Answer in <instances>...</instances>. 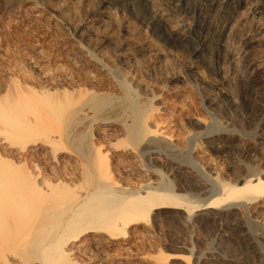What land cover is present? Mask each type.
Segmentation results:
<instances>
[{
	"label": "rangeland",
	"instance_id": "rangeland-1",
	"mask_svg": "<svg viewBox=\"0 0 264 264\" xmlns=\"http://www.w3.org/2000/svg\"><path fill=\"white\" fill-rule=\"evenodd\" d=\"M7 1L11 4L16 0ZM30 1L9 7L5 0L4 7H0V108L9 111L18 100L16 92L24 91L60 106L65 114L59 119L53 111H46L39 122L36 118L33 121L34 116L15 120L30 124L32 131L35 127L40 131H33L34 135L29 132L20 140L0 133V220L3 217L0 223V264H205L197 263V253L210 259L206 264H226L221 257L212 255L219 230L213 225L200 227L198 222L185 224V211L167 210L156 211L154 229L131 225L124 239L103 235L97 242L95 234L90 233L78 241L63 244L65 254L59 257L56 253L49 259L48 252V255L45 253L47 258L43 256L44 243L39 245L46 232L38 235L40 230H35L37 221L33 212L39 202L43 206L52 203L60 209L71 205L100 181L128 190H136L145 182L154 181L161 187H174L170 189L183 199L188 197L189 205H202L211 201L209 193L216 190L219 181L235 182L244 174V167L264 171V98H260L255 90L260 83L254 85L247 95L240 87L252 78L251 66L255 70L264 68V19L251 21L249 11L240 9L221 39L214 41L208 33V48L200 56L193 54L192 49L203 32L200 27L205 20L199 16V9L188 8L192 0H183V7L166 3V0H152L157 6L162 5L164 12H172L167 25L177 26L178 33L192 38L181 41L175 36L169 43L153 36L137 16L138 9L130 10L123 2L107 9V15L100 16L97 22L90 23L99 0H58L53 2L54 13ZM81 23L88 28V23L92 26L87 31L79 27ZM246 37L252 38L249 57L242 62L243 65L233 68L229 61L220 58L219 53L221 50L233 54L241 52L244 48L241 43ZM218 57L219 71L199 65L201 60L217 61ZM232 71L234 74L230 75ZM225 74L233 77L230 83L237 84L236 89H229L222 83ZM225 90L228 92L223 94ZM6 93L8 98H3ZM220 95L228 100L236 95L241 102L238 107L223 111L226 100L212 102ZM92 97H108L109 103L98 111L99 114L89 108L84 110L86 114L84 111L77 115L73 113L78 102ZM136 101L148 104L144 123L151 132L140 139L136 136L133 139L129 133L132 117L127 106ZM87 113L96 116L94 119L92 116V120L109 119L111 123L107 127L87 123ZM44 117L49 122H43ZM124 122L129 126H124ZM208 132L216 134V138L220 134L223 139L236 135L231 137L232 148L227 149V154L216 156L210 152L204 138ZM75 137L77 141L81 138L79 142H72ZM152 151L159 153L153 154ZM168 159L183 163L193 175L192 170H198L205 179L201 188L192 180L185 181L183 176L174 177L176 163ZM21 180L51 191L48 195L39 192L30 195L33 198H24L27 192L23 186L26 184ZM69 193L73 194L69 196ZM258 209L261 210L260 216L257 210L252 213L244 211L238 223L245 224V230L246 227L249 229L246 231L253 236L255 248L262 252L260 256L264 259V207L258 205ZM226 242L232 247L234 240L226 239Z\"/></svg>",
	"mask_w": 264,
	"mask_h": 264
},
{
	"label": "bare ground",
	"instance_id": "bare-ground-1",
	"mask_svg": "<svg viewBox=\"0 0 264 264\" xmlns=\"http://www.w3.org/2000/svg\"><path fill=\"white\" fill-rule=\"evenodd\" d=\"M57 1L58 0H31L30 2H33V4H35L37 7H41L42 9L46 10L49 13H51V12L54 13L56 11H55L53 2H57ZM154 1H156V0H154ZM4 2H5V0H0V7H4L3 6V5H5ZM28 2H29V0H16L14 2H11V4H9L10 2L6 0V3H7L6 6L9 4V7H13L15 5L26 4ZM122 2L124 3V6L126 5V8H130V10H134V9L137 10L138 9L139 13L138 12H135V13H138L137 16L141 19V23L143 25L147 26V28H149V30L152 32L153 36H155L157 39H160V41H162L163 43L172 42V39L175 38V36H176V40L178 39L181 41L189 40V38L192 39L189 35H186L185 33L184 34L178 33L179 30H178L177 26H174V25L170 26V23H169V25H167V21L170 18L169 16L173 15L172 12H169V13L164 12L163 9L161 8L162 5L157 6L156 5L157 3L155 4L152 0H99V3H97L98 7H97V9L93 10L92 16H91V19L89 22L90 23L97 22L100 19V16H102L103 14H106L107 9H110L113 5H115L117 3L119 4ZM168 2H169V4H175L176 6H178V5H180L181 7L185 6V5H183V0H166V3H168ZM165 7H167L168 10L170 9V7L167 4L165 5ZM188 8L194 9V10L199 9V12H200L199 16L205 20V22L204 21L201 22L202 25L200 27L201 31H203V32L200 35L198 41H195L196 46H194V48L192 49L193 54H198L200 56L203 55L204 52H206V49L208 48V44H209V41H208L209 37L207 36L208 33H211L210 37L214 41L221 39L223 37L225 31H226V28L229 26L230 22L233 19H235L234 16L237 14V12L239 13L241 10L242 11L243 10L249 11L250 16L252 17L251 21H253L255 19H256V21H258L260 19H264V0H200V2H198L197 0H192L191 4H188ZM136 10H134V11H136ZM90 23H88L89 28L86 27L87 25L84 26V23H81L80 25L77 24V25H79V27H81L83 29H87V31H88L90 29V26H92V25H90ZM228 41H229V39H228ZM241 44H242L241 47H244L241 52L233 54L229 50L228 51L221 50L219 53L220 58L222 57L225 61H229L232 64L231 66L233 68H236V69L238 68V66H240L242 64V62L245 59H247L249 57V54H250L249 51H250V47L252 44V38H249V37L244 38V40ZM220 58L218 57L217 61L212 60V59L211 60L209 59V61L207 59L201 60V61H199V65L206 67L208 70L219 71L220 70L219 69ZM204 61L205 62L207 61V63H204ZM227 70H229V69H227ZM233 71L230 75L234 74ZM251 71H252V76H251L252 78L250 77L251 81L246 80L247 81L246 84L242 85L240 87L244 88L243 93H245L244 95H247L253 90V88H255V87H253L254 85L258 86V84L260 83L258 88L257 89L255 88V90L258 93L260 98H264V68L259 67V68H257V70H255V68L253 66H251ZM226 74L224 76H222V83L225 84L229 89H231V88L236 89V87H234V86L237 84L230 83V81L233 80V77L229 78L230 75H226ZM260 85H262L263 88L261 86V89H259ZM22 92L23 93L16 92V96H17L16 100L17 99L18 100L16 101L15 105L14 104L12 105L13 107L11 106L9 111H7V110L5 111L4 108H2V109L0 108L1 109V111H0V125L1 126L0 127L1 128L3 127V131H0V133L5 134V136L6 135L11 136V137L15 136V137H13V139L19 138V140H20V137H21V139H23V137H22L23 135L27 134L26 136H28V134H30L31 132L33 133L34 130L32 131V128L29 129L30 124H25V123H23L24 121L23 122H16L15 120L21 121L22 119H24L27 116L28 117L34 116L33 121L35 122V118H36L37 121L39 122V121H41L39 119H41V117L43 118V115L45 113H47L48 111H51V112L53 111L52 113H54L56 115V117L59 119L65 114V111L63 109H61L60 106H56V104L50 103L49 101L42 98L41 96L35 95L34 93L28 95L27 93H24V91H22ZM227 92L228 91L225 90V91H223V94H226ZM102 95L104 96V94H102ZM129 95H130V93H129ZM129 95H127L128 98H129ZM7 96H8V94L6 93V95L3 98H6ZM93 97H95V96H93ZM93 97L91 99L88 98L89 100H83L81 102H78V106L76 107V109L73 113H76V115H77L78 113H81L82 111H84L87 108L92 109L89 111H94L95 113H98V111H100V110L102 111V109L104 107H106V105H108V103H109L108 97H104V98L98 97L101 99H98L97 97H96L97 98L96 99ZM130 97H132V96H130ZM123 99L126 100L125 96L123 97ZM134 99H133V101H134ZM238 99H239V97L236 95L231 100H228L226 98H222V96L220 95L219 98H217V99L214 98L212 100V102L217 103V102L226 100V101H224L223 105L221 104L223 111L224 110L226 111L227 109L238 107L240 102H241ZM130 100H131V98H130ZM9 101H11V100H9ZM250 101L253 102V100H250ZM110 102H112V101L110 100ZM7 103H10V102H7ZM123 103H124V101H123ZM128 105H129V107L127 106V108L131 110L130 117H132L131 118L132 119L131 120L132 126L128 125L130 128L129 133L131 136H134L133 139L135 138V136H136V138L140 139L141 136L145 137L148 134H150L151 132H150V130H148V127H147L148 125L145 126V123H144V120H145L144 116H145V113L147 112L148 104L136 101V102H132V104H128ZM121 106H122V104H121ZM121 106H118V107H121ZM73 113L71 115H73ZM83 113L86 114L85 111ZM95 113H94V115H95ZM84 114L82 116L86 117V115H84ZM87 115L90 116V114H88V113H87ZM114 115H115V112H114ZM114 115H113V117H114ZM80 116H81V114H80ZM88 116L85 119L88 120L87 123H90V124H94V125L97 124V125H101L103 127H107L111 123L109 121V119L92 120L93 114L90 117H88ZM128 116H129V114H128ZM72 117L73 116H71V118ZM116 117H117V115H116ZM71 118L69 120H71ZM94 118H96V116L95 117L93 116V119ZM44 119H45V117H44ZM66 119H67V117H66ZM13 120L15 121V123ZM121 120H124V119L121 118ZM33 121L31 120V122H33ZM45 121L49 122L46 119L43 122H45ZM75 121H77V120H75ZM82 121H83V119H82ZM76 123H79V122H76ZM13 124H15V125H13ZM44 124H47V123H44ZM84 124L85 123H83V125ZM124 124H125V122H124ZM126 124L124 126H126ZM83 125H82V127H83ZM122 125H123V122H122ZM35 126H36V124H35ZM128 126H126V127H128ZM234 127H236V126H234ZM34 129H35V131L37 130L36 127ZM75 130L76 129H74V131ZM36 132L38 133L40 131L37 130ZM69 132H70V130H69ZM32 133H31V135H34V133L33 134ZM49 133H50V131H49ZM208 133H206V134H208ZM210 133L208 134L207 137H204L205 139H207L206 141H207L208 147L210 148V152H212L216 156L227 154L228 153L227 149L232 148V143L230 141L232 139L231 137L236 136V135L232 134L231 136H229V138H227L225 136L226 139L225 138L223 139V137L220 134L218 135V138H216V134L213 135L212 132H210ZM67 134H68V132H67ZM154 134H156L155 131H154ZM39 135H40V133H39ZM131 136H130V138H131ZM155 136H157V135H155ZM29 137H31V136H29ZM64 137H66V136H64ZM79 137H78V139H79ZM163 138H164V136H163ZM75 140L77 141V138L72 140V142L74 143ZM79 140L77 142H79ZM165 141H167V140H165ZM77 142H75V143H77ZM154 142L156 143V140ZM217 142L219 144H216ZM56 145H57V143H56ZM77 145H79V144H77ZM216 145H220V146H216ZM153 146H154V143H153ZM147 147L149 148V146H146L145 148H147ZM127 151H129V150H127ZM77 153H79V152H77ZM147 153H149V150ZM151 153H153V154L157 153L158 154L159 152L158 151H152ZM125 154H126V152H125ZM143 155H145V154H143ZM168 156H170V155H168ZM184 156H186V155H184ZM178 159H179V157H178ZM168 160H170V159H168ZM172 160H170V161H172ZM186 160L187 159H185V161ZM90 162H92V161H90ZM172 162L176 163V167H174V172H175L174 177L178 178V177L183 176L186 179L185 181L192 180V182H194L195 184H197L201 188L202 183L205 179H204V176L202 174H199L200 172L198 170H192V172L195 173V175H193L191 172H188L185 169L187 167L182 165L183 163L179 164V162L178 163L175 161H172ZM180 162H182V161H180ZM149 171L154 173L155 170H149ZM242 171L244 172V174H241V176L237 177L236 180H234L235 182H233V183H231V182L225 183L223 180L218 182L216 180V182H218L217 183L218 186H217L216 190L211 191V192L209 191L210 197L208 199H210L211 201L207 204L205 203V204L196 205V206H191L188 204V202H187L188 197L187 198L184 197V199H183L182 196H181L182 197L181 198L180 196H178V194L174 193L172 191L174 187L168 188L166 183H165L166 187H161L160 184H157L154 181L153 182H151V181L145 182L136 190H128L124 187L118 189V188H115V187L105 183V182L103 183V181H100L92 190H90L89 192L84 193V194L80 195L79 197H77V199L71 205L68 204V206H66V207H64L65 205L61 206V209L54 207L52 205L51 201L49 202L51 204H48L46 206H43L42 203L39 202L38 204H35V206H34L33 217L36 218V221H37V226H36L35 230L36 231L40 230L39 231L40 234H38V235L42 236V233L44 232V230L46 232V234H44L45 232L43 233L45 235L44 241L42 240L43 242H41L39 244L42 246V243H44V246H43L44 254H43V256H45L47 258V255L49 254V256H48V258H49L50 256H53L57 253V255L59 257H61V255L65 254V251H63V248H62L63 244H67L70 240L78 241L79 239L84 238V236H88L90 233L95 234V236L97 237V240L95 242H97L98 239L101 238L103 235L108 236L111 239H124L128 233L127 229L131 225H145V226H148L149 228L153 227V229H154V227H156V220H157L155 218L156 211H159V210H165L166 211L167 210V211H174L177 213L179 211H185L186 216L183 218L185 224H188L191 221L194 223L198 222L200 227L206 228L209 225H213L217 230H219V232H218V238L219 239L216 242L215 250L214 251L212 250L213 251L212 255H215V257L216 256L221 257L223 259V261L226 262V264H264V259H262V257L260 256V254L262 252L260 253L259 250L257 248H255L253 236H251L249 231H246L249 229L246 227V230H245V226H244L245 224L243 225V224L238 223L239 222L238 220L240 218H242V215H243L242 213L244 211H246L247 213H252V211L257 210V212H259L257 215H259V216L261 215V210L258 209V205L261 207H264V171L263 170L262 171H255V169L253 167L251 168L249 166L244 167V169ZM104 177H102V179ZM13 180L14 179H12V181ZM8 182H9V180H8ZM22 182L24 183V181H22ZM24 184H26V183H24ZM14 185H15V183H14ZM170 185L173 186V183H171ZM20 186H22V184ZM15 187H17V186L15 185ZM23 188L25 189L24 192H27V193H25L26 196L25 195L23 196L24 198H27V197L30 198L31 197L30 195H36L39 192L46 195L47 193H50V191H51L49 189L45 190V188L43 189L41 187V185H37L36 183L33 184L31 182L24 185ZM55 188L57 189V187H55ZM170 188H172V190ZM70 189H72V188L70 187ZM196 189H198L199 191L202 190L199 188H196ZM18 191H20V189ZM18 193H20V192H18ZM69 194H70L69 196H71V194H73V193H69ZM14 195H15V192H14ZM22 195H23V193L21 194V196ZM65 196L66 195H64L63 197L66 198ZM74 196L76 198V195H73V197ZM183 196H184V194H183ZM15 197H17V196H15ZM73 197H71V198H73ZM31 198H33V196ZM36 198H38V197H36ZM22 200L24 201L25 199H22ZM22 200H20V202ZM25 201L26 202H24V203L27 204L28 203L27 200H25ZM188 201H190V200H188ZM205 201H207V200L205 199ZM21 204H23V202H21ZM45 204H47V203H45ZM26 213H28V212H26ZM23 216H25V215H23ZM28 216H30V215H28ZM2 218L3 217H1V220H2ZM1 220H0V223H1ZM21 229H22V227H21ZM21 229L19 228V230H21ZM32 236H33V234H32ZM37 238H36V240H38ZM226 239H233L234 240L232 247L229 246L230 243L228 245V243L226 242ZM189 243H190V241H189ZM83 248H85L84 245H83ZM85 250H86V248H85ZM47 252H48V254H47ZM195 255L194 256L197 260V263H205L206 264L207 260L209 259L208 257L204 256V254L197 253ZM212 255H211V258L214 257ZM46 258H44V260H46ZM32 260H34V259H32Z\"/></svg>",
	"mask_w": 264,
	"mask_h": 264
}]
</instances>
